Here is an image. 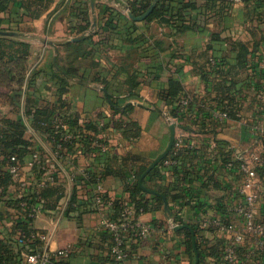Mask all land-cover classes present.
I'll use <instances>...</instances> for the list:
<instances>
[{"label": "crops", "instance_id": "1", "mask_svg": "<svg viewBox=\"0 0 264 264\" xmlns=\"http://www.w3.org/2000/svg\"><path fill=\"white\" fill-rule=\"evenodd\" d=\"M71 1L16 0L0 15L3 26L16 33L9 36L31 46L25 59L0 60V124L22 121L31 143L25 154H14L21 164L19 181L8 170L12 155L0 151V188H5L11 201L0 193V245L18 247L15 199L25 193L37 198L42 209L31 226L51 235V249H71L63 264H117L112 259L111 236L102 227L108 208L90 200L93 187L83 170L97 173L110 197L130 200L127 184L137 179L142 167L147 166L146 172L169 145L170 123L163 109L168 106L158 95L175 81L182 88L180 95L191 98L187 114L176 127V137L184 134L190 146L179 151L172 163L160 162L143 179L150 209L140 218L153 231L131 246L125 264H196L200 249L203 264H233L225 259L233 234L216 228L212 221H229L243 231V219L233 207L237 187L247 175L227 162L239 152L264 154V96L260 93L264 86V4L257 8L254 0H230L222 21L217 14L223 3L218 1L205 31L174 34L158 20L131 18V0L90 1L89 32L94 33L82 46L92 53L74 61L73 74L67 75L73 60L65 45L83 35L74 29L82 21L69 10ZM194 2L199 8L193 13L206 12L207 0ZM105 6L117 9L122 18L115 30L96 33L104 23ZM129 23L136 27L131 26V34L125 30ZM222 28L228 29L229 39L213 42L209 48L212 33ZM241 50L246 54L243 62ZM211 58L220 64H212ZM27 94L40 107L75 118L79 126L91 120L107 124L102 133L107 149H100L106 155L96 161L94 153L80 149V144L74 153L60 154L54 134L27 115ZM112 99L119 111L112 107ZM225 106L230 119L209 120L213 110ZM118 121L128 122V131L120 129ZM35 153L40 162L34 159ZM156 167L157 172H152ZM106 169L113 172L105 174ZM257 172L262 216L264 167ZM73 196L78 205L71 203ZM169 214L186 227H174ZM187 226L199 243L197 253L188 248L187 231H192ZM256 241L245 234L244 241L235 246L234 264H264L257 251L250 254Z\"/></svg>", "mask_w": 264, "mask_h": 264}, {"label": "trees", "instance_id": "2", "mask_svg": "<svg viewBox=\"0 0 264 264\" xmlns=\"http://www.w3.org/2000/svg\"><path fill=\"white\" fill-rule=\"evenodd\" d=\"M15 1L16 0H0V15L5 12ZM90 1L94 0H72L68 6L72 14L81 19L82 24H80L78 27L74 26V29L75 31L77 30L78 32L83 33V35L78 37V41H75L74 43L68 42L65 45L69 50L68 58H71L73 60L71 62V65H73L72 67H70V69L67 70V75L73 74V66H75L74 61H76L79 57H88L92 53V50H86L82 46L83 43L92 39V35L94 33L89 32L92 25V21L89 15ZM218 1L222 2L223 4L217 15L220 17V20L224 21L225 14L223 13V11H225L229 7V4L232 3L230 2V0H207L206 12L198 13H193V11H196L199 8L194 2V0H159L156 6L154 7L153 11L149 14L148 17H146V20H158L169 26L174 34H181L192 30L205 31L207 29L208 20L212 17L211 12L216 10ZM254 1L256 3L257 8H260L262 4H264V0ZM153 2L154 0H131L130 9L135 16H141L152 6ZM120 18H122V14L117 9L110 6H105L103 8L102 17V19H104V23L100 27V32L97 31L96 33L106 34L112 30H115L118 27V21L120 20ZM3 25L4 19L0 16V31H9V29L5 28ZM131 26L135 27L134 24L132 25V23H129L125 27V30L128 34L132 33L133 27ZM226 39H229V33L227 28H222V30L220 31L213 32L211 35V43L209 44V48L213 47V42L224 41ZM240 46H242V44H240ZM30 48V44L26 41L17 39L9 35H0V60L4 62L17 61L19 59L27 58L30 54ZM242 52L243 50H241V53ZM240 57V62H243V59H246V54L242 53ZM216 63L220 64V62ZM59 70L62 71L61 69ZM181 89L182 88L178 82L172 81L170 86L160 91L158 95L159 99L162 100L164 104L168 106V108L166 109L167 112L171 116L178 117L180 119L185 116L184 114H180V112L178 111V107L176 106V102L181 96ZM16 92L19 96L22 95V91L18 92V90H16ZM154 106H157V104H154ZM112 107L115 109V111L120 110L118 107V103L115 99H112ZM26 113L32 121L37 122V125H41V127L47 129L48 132L54 134L55 143H61L62 145V149H59L58 151L60 154L65 153V151L69 153H74L77 150L76 148L78 144H80V149H87V152L94 153V160L96 161L100 160L106 155V153L100 152V148L94 145V142L96 140L105 141L102 133H104V130L107 128V124L103 123V125L100 126L97 122L91 120L86 122L84 126H79L78 121L75 118L66 117L65 115H57V111L51 109L48 106L40 107L36 103V100L31 99V96L29 94H27L26 96ZM57 116L63 118L64 122L68 126V130L73 133L74 138L72 140L64 141L63 131L61 129L55 128L54 124L52 125V120ZM42 123H46V125H43ZM118 124L120 126V129H124V131H126L129 126V123L126 121H118ZM30 145L31 143L29 139H27L25 136V125L22 121H9L7 122V124H0V151L4 152L7 156L10 157L14 154H25L28 151ZM169 157H171L172 159L177 158V154H174V150H172L169 155L165 157V159ZM146 169L147 166L142 167L136 173L137 179L134 182H130L129 184H127L126 190L130 195V200L112 198L104 190H102L101 192H97L94 186L99 183V177L97 173L89 171L90 179L88 183L93 187L91 192H89L90 200L93 203L97 204L95 202V197L96 195H100V198L103 200V203L107 204L109 201H112L113 204L108 209L107 216L115 221L120 220V218L122 217L124 206L127 203L134 204L138 214L147 212L150 209V201L146 198L147 192L144 190V188L140 185L139 182L140 177ZM157 170L158 169L156 167L152 172H157ZM112 172L113 170L106 169L105 174H110ZM3 198H5L6 201L11 202L10 198H7L6 194H4ZM22 199H24V197H17L15 199L17 206ZM155 199L160 200L159 197H156ZM73 202L77 203L78 205L79 201L76 199L75 196H73V198L71 199V203ZM70 208L74 209L75 206H71ZM17 228L22 229L23 232L29 235L31 230L29 220L19 222L17 224ZM103 229L106 230L111 236L112 249V246L114 244L113 235L108 229ZM187 237L189 238L187 242L188 248L189 250L193 251L194 246L192 241V232L187 231ZM133 239L128 244L127 258L123 261H118L112 257L115 263L125 264L126 260H128L131 255V246L134 243L139 242L143 238H137L136 240ZM28 241L32 245L37 244V241H32L31 239H29ZM197 245L199 247L198 242ZM9 251L11 250L8 245H0V264H11V261L15 262V264H19L17 263L18 260L16 259V256L9 254ZM59 262L60 264H63L65 260ZM203 263V256L201 254L200 249L199 264Z\"/></svg>", "mask_w": 264, "mask_h": 264}, {"label": "built area", "instance_id": "3", "mask_svg": "<svg viewBox=\"0 0 264 264\" xmlns=\"http://www.w3.org/2000/svg\"><path fill=\"white\" fill-rule=\"evenodd\" d=\"M211 63L215 64L216 61L211 58ZM261 95L264 96V86L261 88ZM191 104V98L188 95H181L176 102L178 111L180 114H187L188 108ZM164 113L170 124L174 123L179 125L182 119L178 117L171 116L166 108ZM230 119L229 107L225 106L220 109L213 110L209 116L210 121H226ZM55 128L61 129L63 131V140L70 141L74 138L73 133L68 130L67 124L64 122L63 118L57 116L53 120ZM264 138V128L261 129ZM95 145L101 150L107 149V144L96 140ZM59 149H62L61 143L57 144ZM190 145L185 141V135L180 134L176 137L174 147V154L179 151L189 147ZM34 159L36 161L40 160V155L38 153L34 154ZM165 164L173 162L171 157L164 160ZM227 166L230 168L236 167L238 170L242 171L247 175L244 182L240 183L237 187L238 200L236 201L233 211L238 214L244 222L243 231H237L233 223L229 221H224L221 219H214L213 226L220 229L221 231H226L233 234L234 242L228 246L227 255L225 259L234 264L235 261V246L238 243H242L245 239V234L252 235L257 238L254 248L251 249L250 254L257 251L260 255L264 257V214L260 216L259 206H260V191H259V181L257 169L264 167V154L253 153L247 155L245 152H239L233 154L229 157ZM9 172L15 181H19L21 177V164L16 155H12L10 158ZM84 177L89 181L90 173L88 170H83ZM97 192L103 190L100 183L94 186ZM0 193L2 196L8 194L5 188H0ZM10 197V196H9ZM22 199L15 210L14 224H18L21 221L29 220L30 233L29 235L23 232L22 229H17L18 236V247L10 248L9 254H15L17 263L19 264H60L59 261L66 260L71 256V249L69 247L58 248L56 250L51 249L48 246L51 235L43 230H38L31 226L32 221L40 214L42 211L40 201L28 194H20ZM95 202L99 206H104L110 208L113 204L109 201L107 204L103 203L100 195H96ZM141 214L137 213V209L134 204H126L122 213V217L119 221L110 219L107 215L102 220V227L108 229L112 235L114 244L111 249L112 257L118 261H123L128 256V244L133 239L146 238L153 231V227L149 222H146L140 218ZM170 215V214H169ZM172 225L174 227L180 226V223L174 220L173 215ZM29 239L32 241H37V244L32 245L29 243ZM3 255V254H2ZM224 264H227L224 262Z\"/></svg>", "mask_w": 264, "mask_h": 264}, {"label": "water", "instance_id": "4", "mask_svg": "<svg viewBox=\"0 0 264 264\" xmlns=\"http://www.w3.org/2000/svg\"><path fill=\"white\" fill-rule=\"evenodd\" d=\"M159 0H154L152 6L141 16H135L133 15L131 12L129 13L131 18L136 19V20H141V19H145L146 17L149 16V14L153 11L154 7L156 6L157 2ZM0 35H16V33L14 32H9V31H0ZM106 93L107 91L105 89H103ZM178 125L177 124H170V130H171V136H170V141H169V145L166 148V150L153 162V164L151 165V167L142 175L141 179H140V185L143 186V179L145 178V176L148 174V172L154 168L156 165H158L160 162H162L166 156L169 155V153L172 151L173 147H174V143H175V139H176V127ZM144 187V186H143ZM146 190L155 193L153 190L147 189ZM166 209H168V205L166 204ZM186 227V225H180L177 227V229H182ZM191 229L192 233H193V244H194V248L196 250L197 253V245H196V238H195V234H194V230L192 229V227L187 226ZM199 258H198V253H197V262L196 264H198Z\"/></svg>", "mask_w": 264, "mask_h": 264}]
</instances>
